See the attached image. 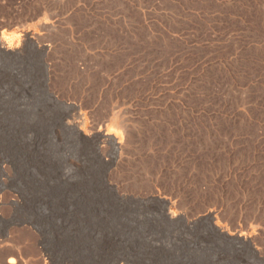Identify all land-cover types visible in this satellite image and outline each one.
Here are the masks:
<instances>
[{"label": "rangeland", "instance_id": "374dc122", "mask_svg": "<svg viewBox=\"0 0 264 264\" xmlns=\"http://www.w3.org/2000/svg\"><path fill=\"white\" fill-rule=\"evenodd\" d=\"M259 258L264 0H0V264Z\"/></svg>", "mask_w": 264, "mask_h": 264}, {"label": "water", "instance_id": "95a60500", "mask_svg": "<svg viewBox=\"0 0 264 264\" xmlns=\"http://www.w3.org/2000/svg\"><path fill=\"white\" fill-rule=\"evenodd\" d=\"M147 201H157V202H162L163 204H167V202L165 201V200H163V199H160V198H158V197H150L149 199H147ZM211 218V215L209 214V215H207V216H205V217H201V218H199L198 220H196V221H194V222H192V224H197V223H199L201 220H205V219H210ZM225 235V234H224ZM226 236V235H225ZM229 237V236H228ZM229 239L230 240H233V241H241V239L239 238V237H229ZM252 251H253V254L256 256L257 255V251L256 250H254V249H252ZM259 260L261 261V262H263L264 263V259L263 258H259Z\"/></svg>", "mask_w": 264, "mask_h": 264}, {"label": "bare ground", "instance_id": "6f19581e", "mask_svg": "<svg viewBox=\"0 0 264 264\" xmlns=\"http://www.w3.org/2000/svg\"><path fill=\"white\" fill-rule=\"evenodd\" d=\"M109 134H110V133H109ZM107 136H108V134H107ZM109 136H110V135H109ZM116 145H117V144H116ZM209 214H210V212H209ZM218 227H219V226H218ZM216 229H217V228H216ZM219 230H220V229H219ZM225 235H226V234H225ZM234 235H235V234H234ZM226 236H228V235H226ZM232 237H233V236H232ZM245 237H246V236H245ZM245 237H244V238H245ZM244 238H242V239H244ZM8 262H9V263H12L13 260L11 259V260H9Z\"/></svg>", "mask_w": 264, "mask_h": 264}]
</instances>
